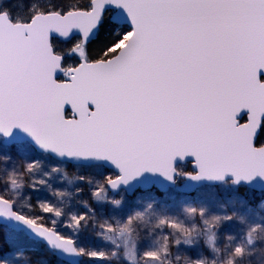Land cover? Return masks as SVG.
<instances>
[{"label":"snow or ice","instance_id":"obj_1","mask_svg":"<svg viewBox=\"0 0 264 264\" xmlns=\"http://www.w3.org/2000/svg\"><path fill=\"white\" fill-rule=\"evenodd\" d=\"M109 8L128 21L111 18L116 39L96 55ZM74 31L58 49L53 34ZM16 128L61 157L111 163L113 188L145 171L171 180L185 157L193 180L264 178V0H81L20 22L0 7V134Z\"/></svg>","mask_w":264,"mask_h":264},{"label":"rangeland","instance_id":"obj_2","mask_svg":"<svg viewBox=\"0 0 264 264\" xmlns=\"http://www.w3.org/2000/svg\"><path fill=\"white\" fill-rule=\"evenodd\" d=\"M177 173L180 186L194 171L186 164ZM116 178L103 167H71L27 145L5 148L0 140V198L19 216L72 241L79 264H264V193L226 182L191 195L171 189L114 196L108 183ZM49 206L53 211L45 213ZM96 253L104 259L93 258ZM0 260L66 264L1 226Z\"/></svg>","mask_w":264,"mask_h":264},{"label":"water","instance_id":"obj_3","mask_svg":"<svg viewBox=\"0 0 264 264\" xmlns=\"http://www.w3.org/2000/svg\"><path fill=\"white\" fill-rule=\"evenodd\" d=\"M107 13H112L111 18L116 17L121 22V24H125V25L127 24L128 17L124 14V12L119 11L116 8H109L107 12L104 13V16ZM127 27L130 29L131 25H127ZM98 31L93 33L92 42L96 39ZM76 38L80 39L78 31H74L72 38L68 40V42ZM53 40H59L61 42H64V40L59 39L57 36H55V34H53ZM60 77H62V74L57 73L56 78L59 79ZM0 136L4 138L3 144L5 146H11L13 144H23L25 142L26 143L28 142L31 143L38 152L51 154L52 156L57 158L60 163L72 164L74 166H86V167L103 166L108 170L114 171L118 175V177L122 175L115 166H113L111 163L106 161H101L96 159L61 157L50 150H45L41 148L28 133L24 132L20 128L14 129L9 137H4L2 134H0ZM186 164L191 165L194 171V174L192 175L199 174L198 168L194 166L193 157H185L183 160L177 158L175 161H173L172 168L168 172V175L172 177L171 180L168 179L167 176L161 174L160 172L153 173V172L145 171L139 176H136L135 178L130 180L127 184H124L123 182L118 183L115 188H113L111 185L116 179L111 181L109 183V191L114 196L120 194L122 191H125V193L128 196H132L139 189L151 190L155 188L160 193H166L169 190L175 188L179 193L185 195H191L204 186L216 187L226 182H232V184L235 187H245L254 192L264 193V178H261L258 175L250 182L240 181L239 183L235 182L234 177L230 175H225L224 179L222 180L208 179L206 177L200 180H193L190 178L191 175H187L185 177L184 183L180 186H176V178L178 177L177 168L179 166H183ZM0 209L5 210L4 212H0L1 227H4L13 232L23 233L31 241L35 243H40L43 246H45L51 253H54L60 261L66 264H79L82 257L79 254V252L76 250L75 245L73 243L71 244L63 243L65 239L60 238L55 232L49 231L47 229H46L47 231L44 234H41L32 226L25 224L21 220L16 219V216L19 215L14 211L12 205L9 202L0 203ZM9 211L12 213V215L6 214ZM68 249H72V250L69 251Z\"/></svg>","mask_w":264,"mask_h":264},{"label":"trees","instance_id":"obj_4","mask_svg":"<svg viewBox=\"0 0 264 264\" xmlns=\"http://www.w3.org/2000/svg\"><path fill=\"white\" fill-rule=\"evenodd\" d=\"M80 2L81 0H0V7L7 9L12 19L20 22L27 21L41 9L75 6ZM115 39L116 35L113 34L110 22L106 17L97 39L91 43L94 54L99 55V53ZM56 47L60 49L58 45Z\"/></svg>","mask_w":264,"mask_h":264},{"label":"flooded vegetation","instance_id":"obj_5","mask_svg":"<svg viewBox=\"0 0 264 264\" xmlns=\"http://www.w3.org/2000/svg\"><path fill=\"white\" fill-rule=\"evenodd\" d=\"M106 17H107V19H108V21L110 22V14H107V16H104V21H105V19H106ZM100 31H101V28L99 29V31H98V34H97V37H98V35H99V33H100ZM97 37H96V39H97ZM95 39V40H96ZM74 40H76V39H73V40H71L70 42H67V43H65V42H61V41H59V40H54V43H55V45L57 46H59V48L61 49V50H63V49H66L67 47H68V45H69V43H71L72 41H74ZM94 40V41H95ZM63 46V47H62ZM60 79H63V76L62 77H60L58 80H60ZM0 140H1V142H2V146L3 147H5V148H15V147H21V146H25V145H27V146H30L38 155H40V156H42V157H46V158H48L49 160H51V161H55V162H59L58 161V159L57 158H55L54 156H52L51 154H48V153H40V152H38L36 149H35V147L31 144V143H23V144H13V145H11V146H5L3 143H4V138L2 137V136H0ZM60 163V162H59ZM62 164V163H61ZM67 165H69V166H71V167H85V168H88V167H86V166H74V165H72V164H67ZM90 167H96V166H90ZM97 167H103V166H97ZM103 168H105V167H103ZM107 171H111V170H108L107 168H105ZM111 172H113V173H115L114 171H111ZM115 175H116V177H118V175L115 173ZM111 182V181H110ZM109 182V183H110ZM109 183H108V190H109ZM151 190H157V189H155V188H153V189H151ZM151 190H142V189H139L137 192H139V191H143V192H146V191H151ZM158 191V190H157ZM122 192H125V191H122ZM159 192V191H158Z\"/></svg>","mask_w":264,"mask_h":264}]
</instances>
